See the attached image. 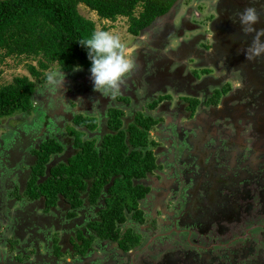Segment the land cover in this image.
<instances>
[{
    "label": "rangeland",
    "instance_id": "rangeland-1",
    "mask_svg": "<svg viewBox=\"0 0 264 264\" xmlns=\"http://www.w3.org/2000/svg\"><path fill=\"white\" fill-rule=\"evenodd\" d=\"M218 3L219 0H180L177 4V8L178 6H180L179 9L177 10V8H174V10L167 15V18L169 20L165 21L166 25L169 24L168 28L172 32L170 34H173V32L176 31L175 34L170 35L169 38L161 40L160 42H156L157 38L153 36L148 46L152 50L149 56H153L154 54L159 53L158 50L161 47L164 51L170 48L175 49L182 42L185 46L189 45L190 47H192V49H184V51H193L194 49L195 52L199 53L198 50H208V53L210 55V53H213L212 46L214 45V43L216 44L215 40L217 39L214 37V31L217 35L222 33V26L220 27V29H218L219 24H221L222 22L224 31L229 30L228 33H226V37L227 39H229V42L226 44V52L228 54L227 64L229 66L233 63L236 67L238 61L246 59L245 53L251 46L253 38L255 36L253 33L244 32L242 28L243 25L240 23L238 14L242 13L248 7H253L257 10V7L260 4L256 3L255 0H236L232 3V5H230V0H228V4L224 1L226 8L228 9L225 10L223 6H219ZM220 7L222 9L219 11ZM140 11L141 8L140 6H138L135 10V14L139 15ZM262 11H264V9L259 8L258 14ZM79 12L85 18L95 22L97 31H107L112 35L119 36L121 42L126 46H140L143 43L146 44V41L149 40L148 33H142V35L139 37L130 34L128 31L129 22L126 17L119 16L117 20L113 22L110 20H104L101 19L96 14V12L91 11L85 5L79 6ZM235 17H237L238 23L234 22ZM235 27L236 29H232ZM253 27L256 30L264 29V19L262 16L259 15V22L253 25ZM154 30L155 27L149 31ZM231 32L233 34H231ZM238 32L242 34L239 35L237 34ZM234 35L236 36L235 42H231ZM262 42H264V40ZM179 49L180 51L182 50V48ZM138 52L140 51H136L135 58ZM177 55H179L178 52ZM209 55L208 59L204 60V62L203 60L196 62L198 59L194 58L188 59V68L184 70V74H187L189 72L190 74L195 75V72L198 73V77L200 78L198 79V83L201 81L207 82V80H210L208 81V84H213L210 89L212 91L217 89L222 90L224 87L228 86L230 87L231 91H233L231 83L233 86L234 84L240 85L241 82L237 79H240L239 76L241 75H239V73L237 72L235 76L232 75L233 78L228 77V66L226 65L225 60L218 63L220 66V69H218V66L210 60ZM139 56L140 55L138 54V57ZM39 59H41V57H39ZM151 59H155V56H153ZM38 60L36 61L33 60V58L26 56L4 57V52L0 51V88L13 83L16 77L26 76L32 81H37V79H35L31 75L29 65H33L37 69H40ZM139 60H142V58L140 57ZM160 61L161 60L157 62ZM144 63L148 64L146 62ZM141 64L143 65V62H141ZM77 68L80 67H76L74 72L79 71ZM169 68V71H171L174 70L176 66H171ZM203 70L208 72H204ZM71 74H73V72H59L58 63H52L50 64L48 70L42 71L40 77L43 78L45 75H51L56 79H60V77H62L63 75L70 77ZM205 76H212V78L216 79H201V77L203 78ZM40 77L39 79H41ZM82 77L83 72H81L78 76H73V79H75V81H78V79H80L79 81H82L80 83V86L82 87L79 90L80 93H77L80 94V98L82 97L81 99L74 101L76 99L75 93L73 96H71V99H68L67 97L65 99V96L73 94V91L69 86L65 87V80H63V83L56 84H50L49 82L46 84L43 83L45 88L43 87V91L42 89L38 88L41 92L38 93V99H36L34 103L36 108H34L31 114L25 115L20 112H16L9 117L0 119V264H18L17 260H14V256L19 254H21L25 260H29L28 262H25L23 264H64L65 261H67L69 264H82L83 262L80 260H75L73 258L70 259V255H72L73 250L70 243H68L66 240L68 238H72L75 240L77 238L76 233L78 230L87 231L86 224L88 220L92 219V216L95 217L93 215V210L88 206L85 209H77L75 210L76 216L73 218H69L67 214L70 211V207H68V204H64L61 201V203H59L58 206L55 207V210L45 212L43 200L30 202L29 199L24 196L26 182L29 179V174L26 175L25 171L22 170L24 167H27L24 163L26 159L21 162L23 157H28V161L33 162V157L35 158V156L32 153L31 148L36 146V144L33 145L34 139L37 140L36 143L38 144V142L40 143L42 139H45V137L43 136L48 135V137L54 138L58 141L60 140L61 142H63L64 140L67 145L70 144V135L68 130L73 126L71 118V114L73 112L71 111L73 107V101L82 102L86 109V101H88L89 99H91L92 101L88 102L91 105H93V103H98L95 102L97 96L95 94L90 71H87V76L85 78ZM217 78L224 79H222V81H217ZM218 83L220 84L219 87L222 88H216L219 85ZM40 85L42 84H39L38 87ZM76 87L78 88V86ZM138 91L140 92V96L144 98H141L138 103H135V105H131V107L137 108L138 112H131L130 110L125 109L124 119H131L136 113L140 112L143 114H150L156 119L160 120L158 126L154 127L151 131L150 136L152 140L159 143L158 145H163L160 147H153V151L158 152L155 155L156 158H162L163 163L168 157L171 158L174 156V146L167 145L165 141H163L162 137L160 140L156 136V133L163 131L161 128V124H164L165 120L166 122L170 123V120L167 118V114H165L168 113V108L172 111L177 105L178 111L180 112V105L184 101H186L185 98L187 96H185L184 93H178V90V94H176L175 92L172 93V91L167 87L166 90L163 89L162 91L158 92L156 96L154 95L155 91H153L152 93L147 92L146 97L143 93V90ZM241 94V96L243 97L249 96L244 95L243 92ZM255 94V91H253V95ZM165 95L170 96V99L161 100L155 110H150L149 104L151 105L154 100H157L159 97H164ZM91 96H93L94 98H90ZM101 96H103L104 98L110 97V99L112 97L104 96L102 94ZM116 96L112 98L114 99ZM129 97L132 98V96ZM198 97H201V95H198ZM130 98L127 99L131 100ZM254 99L259 103L264 102V97L262 98L260 94L254 96ZM245 101L247 102V100ZM163 103H165V106L163 105ZM98 105H103V103H100ZM231 105H235V102L232 101ZM112 106L113 105L108 106V109ZM81 113L74 115L84 116V114H86ZM90 115L94 116L93 114ZM181 121L185 122L186 120L182 119ZM246 126H250L253 128L254 124L247 121ZM99 130L100 129L96 130L95 132H91V136L97 134ZM35 132L36 136L34 135ZM14 138L17 141L19 140V143L11 148L13 143L10 141ZM39 139H41V141H39ZM254 139L256 140V138ZM181 150H183V147ZM13 155H15L14 158L12 157ZM247 155L249 158H251V155ZM256 155L257 154H255V156ZM246 158V156H242L240 154L238 157V161L240 163H243L246 161ZM219 163H221V168L223 165V160L219 159ZM15 167L18 168L17 171L13 170ZM159 172L163 173V171ZM245 172L249 176V181H246L249 185L248 189H250L251 194H253L252 187H258L255 183L256 179L253 178V176L256 175V171L247 168ZM162 178L166 179L167 181H172L173 179L172 176L166 177L165 174L164 176H162ZM146 180H148L146 181V183L150 180L153 181L151 176ZM161 180L162 179L158 177L157 182L162 183ZM20 181L21 186L19 183ZM257 181L258 179L256 180V182ZM188 189L185 190L183 188L181 193L176 194L175 197L177 198L179 196L180 202H182V199L186 200L185 198L188 197L189 194ZM16 192L18 193V195H21L20 200L16 199ZM83 197H85V195ZM240 198L241 199L239 200V204H243L242 207L235 210H230L228 217H224L217 224H211V229H208L206 228V226L201 225V227L198 229V234L192 236L193 238L198 239L199 235H202L199 238L202 240L207 238L208 236V238L211 240V242H209L208 244V249L210 250L212 248H216L221 250L222 254L214 259V264H230L225 260V255H234L238 251H242L245 248V243H247L248 241H250V243L247 245V247L253 251L252 256H250L249 259L256 260L259 264L264 263V228H261L264 227V204L262 203L263 200L260 196V189L257 190V194L247 205H245V200L242 197ZM190 199L192 198L190 197ZM169 205L176 207L175 199H168L167 206L170 208ZM87 208L89 209L86 210ZM226 208H228V206ZM84 218L86 219L85 222L82 221V219ZM154 219L155 218H151L150 220H147L145 224L148 225L154 223L152 221ZM167 222L160 224L157 222V224L153 225V227L159 228L158 231H165V229L167 228ZM253 225H258L260 227L255 228L252 227ZM136 226H140V224H137ZM123 227L125 228V225H123L122 228ZM144 228L148 229L149 227L144 226ZM177 228L178 230L182 228L184 230L188 229L186 227V224H178ZM139 230H141V227H139ZM204 230L205 233H202ZM249 230H251L252 235L246 240H241L242 235H246ZM149 232L151 231L149 230L145 232L141 230V233L134 232V234L142 235V237L144 236V239L147 238L150 239V241L148 242V240H146L143 245L136 249L138 250L137 252L136 250H133L134 254L132 255V257H123L119 255L118 253H120L121 251L119 249L117 250V248L116 252L118 253H113V249H115L116 247L113 243L107 246H105L106 244L100 243L97 244L95 252L91 256V258L87 260L86 264H90L92 261H94L98 251H100L98 253V256L103 254L104 258L102 260L99 259L100 261L98 260L96 264H107L110 261L113 263L117 262V264H158L159 262L163 264L165 261V256L169 253H175L178 250L180 242L187 246L186 249L188 250V252H190L191 255L197 256V251L192 249V246L188 241L189 235L187 236L185 233L174 232L173 235L178 236V238L168 240L171 233L160 234L157 231L151 233ZM261 233H263V235H261ZM162 235L167 236L165 238H158ZM233 235H237V237L233 238ZM209 236L220 240L222 246H217L216 243L218 241L212 240ZM231 237L232 239L236 240L232 242ZM155 238L158 239L156 240L155 244L156 249L153 251V246H150L148 248V245L152 243ZM60 240H65L63 245H61L62 243L60 242ZM244 241L246 242L244 243ZM56 244H60L61 247L62 254H60L59 257H55L54 254V246ZM170 244L172 245V247ZM102 246H105L106 248H104L103 250L99 249L102 248ZM176 253H178V251ZM210 253L211 255H215L214 251H210ZM26 256H30V258ZM179 259L180 260L177 262V264H188L187 258L184 259V256H179ZM195 263L199 264V257L194 260L193 264ZM204 264H206V262ZM234 264H245V259L238 260Z\"/></svg>",
    "mask_w": 264,
    "mask_h": 264
},
{
    "label": "flooded vegetation",
    "instance_id": "flooded-vegetation-1",
    "mask_svg": "<svg viewBox=\"0 0 264 264\" xmlns=\"http://www.w3.org/2000/svg\"><path fill=\"white\" fill-rule=\"evenodd\" d=\"M224 1L228 4L227 0H219L218 5L223 6L225 10H228ZM255 2L260 4L257 7V12L259 11V8L264 9V0H255ZM221 9L222 8L220 7L219 11ZM259 15L264 19V11L259 13ZM167 20L169 19L166 15L161 18L158 23L156 22L157 24L154 23L152 28L155 27V30L149 31L152 29L151 28L146 32L149 35V40L146 41V44L143 43L142 45L135 47L136 51H140L137 53V56L135 58L137 67L126 78L125 83L121 86L120 93L114 99L112 97L111 99L110 97L104 98L103 96H101V93L95 91V94L97 96L95 102L98 103H93V105H91L90 103H88L92 102L91 99H89L88 101H86L87 109L84 107V104L82 102H74L78 99H81L82 97L80 98V94H77L80 92L79 88L76 87L80 86V79H78V81H75V79H73V76H78L82 72V70L75 72L73 71V74H71L70 77L64 76L66 84L65 87L69 86L73 91V94L65 96V99L66 97L68 99H71V96H73L75 93L76 99L73 101V107L71 110L73 111L71 114L72 124L73 119L75 118L74 114H79L81 112L86 113L81 114L87 116H92L90 114H93L94 116L92 117H96L99 120L98 129L100 130L97 134H95L99 137L103 133L105 126L106 114L104 110H106V113L108 111V109L104 108V105H98L100 103H110L113 106H119L121 109H123L124 112L125 109L130 110L131 112H138L137 108L131 107V105H135V103H138L141 98H144L140 96V92L138 90H143L145 97L147 92L152 93L153 91H155L154 95L156 96L158 92L162 91L163 89L166 90V87L169 88L172 93H184L185 96H189L190 98H197L200 101L193 115L191 114V112H189V104L187 101H184L180 105V112L178 111L177 105L172 111L168 108V113L165 114H167V118L170 120V123L166 122L165 120L164 124H161V128L163 131H160L159 133L157 132L156 136L160 140L162 137L163 141H165L167 145L174 146V156L171 158L168 157L163 162L164 165L162 163V158H157V168L154 169L152 173L148 174L147 177L143 180V182L150 188V192L148 193V195L140 201V209L143 212V222L141 224L139 222H134L131 218H129L128 221L123 224L125 225V228H122L123 225L121 226V232L123 234L127 229L133 228L134 232L138 233H141V230L145 232L149 230L151 232L157 231L160 234L171 233L168 240L178 238V236L173 235L174 232L185 233L187 236L189 235L188 241L192 246V249L197 251V256L191 255L190 252H188V250L186 249L187 246L180 242L177 250L179 254L176 253L177 251L175 252L176 256L175 253H169L165 256V261L163 264H177V262L180 260L179 256H184V259L187 258L188 264H193L194 260L197 257H199V264H204L205 262L206 264H214V259L222 254L221 250L216 248H212L210 250L208 249V244L209 242H211L208 236L203 240L199 239L202 235H199L198 239L192 237L193 235L198 234V229L201 227V225H204L206 226V228L211 229L210 225L213 223H219L224 217L227 218L230 210H235L243 206V204H239V200L241 199L240 197L245 200V205L249 204L253 197L257 194L258 189H260V196L263 200L262 203L264 204V102L259 103L254 99V96L258 94H260L262 98L264 97V54L251 60L242 59L241 61H238L236 67L232 62V65L230 64L228 66L226 44L229 42V39H227L226 33H228L229 30L224 31V26L221 22V24H219L218 26V29H220V27L222 26V33L217 35L213 30L214 37L217 39L215 40L216 44L214 43V45L212 46V54L210 53L209 55L208 50H198L199 53L195 52L194 49L193 51H184V49H192V47H190L189 45L185 46L182 42L175 49L170 48L164 51L161 47V50H158L159 53L153 55L155 56V59H151L153 56H149V54L152 52V50L148 46L153 36L157 38L156 42H160L161 40L169 38L170 35H173L176 32L175 31L173 32V34H170L172 32L168 28L169 24H165V21ZM234 22L238 23L237 17H235ZM232 29H236V27ZM231 34L233 33L231 32ZM237 34L240 35L242 33L238 32ZM253 34L256 35L255 32H253ZM235 38L236 36L234 35L231 42H235ZM263 40L264 37H261V41ZM179 48H182V50L180 51ZM177 52L179 53V55H177ZM138 54L140 55L139 57ZM208 55L210 56V60L218 66V69H220L218 63L225 60L226 65L228 66V77L233 78L232 75L235 76L237 72L239 73V75H241L239 76L240 79H237L241 82V84H234L233 86L231 83L233 91H231L230 89L227 94L221 96L220 100L216 104L211 102L216 90H210L213 86V84H208V81L210 80H207V82L201 81L198 83V79L200 78L195 73V75H192L189 72L187 74H184V70L188 68V59L194 58L198 59L196 62L202 60L204 62V60L208 59ZM140 57L142 58V60H139ZM159 60L161 61L157 62ZM141 62H143V65L141 64ZM144 62L148 64H145ZM171 66H176L177 69L175 68L174 70L169 71V67ZM201 79L216 78H212V76H205L203 78L201 77ZM222 79L224 78H217V81H222ZM219 86L220 84L216 88H222ZM177 90L179 91L178 93ZM253 91H255V95H253ZM242 92L244 93V95L249 96H241ZM38 93L34 96V103L35 100L38 99ZM198 95H201V97H198ZM123 96L125 98H130L129 96H132V98H130L131 100L126 102L124 99H122ZM90 98L94 97L91 96ZM245 100H247V102ZM232 101L235 102V105H231ZM163 105L165 106V103H163ZM134 116L131 119L124 120L130 121L134 118ZM182 119H185L186 121L182 122ZM247 121L253 123L254 127L252 128L250 126H246ZM252 134L254 137L252 136ZM34 135L36 136V132L34 133ZM43 137H45V139L49 138L48 135H45ZM254 138H256V140ZM45 139H42V141ZM36 141V139L33 140V145L36 144L35 147H38L39 142L37 144ZM39 141H41V139H39ZM10 142L13 143L11 147L13 148L19 143V140L17 141L14 138ZM61 143L64 144L65 150L67 151L64 150L65 153L63 152L60 155L53 156L51 160V164L53 165L66 160V155L68 152L67 144L64 142V140ZM160 146L163 145L161 144L157 147ZM182 147L183 150H181ZM154 153L156 155L158 152L155 151ZM240 154L248 158H246V161L243 163H240L238 161V157ZM247 154L251 155V158H249ZM255 154L257 155L255 156ZM14 156L15 155H13L12 157L14 158ZM24 159H26L24 163L27 167H24L22 170L25 171L26 175H30L36 158L33 157V162H30L28 161V157H23L21 162H23ZM219 159L223 160V165L221 168ZM247 168L255 170L256 175H254L253 178H255L256 180L258 179L257 182L255 180V183L259 188L252 187L253 194H251L250 189H248L249 185L246 182L249 181V176L245 172ZM13 170L17 171L18 168L15 167ZM159 171H163V173ZM164 174L166 177L172 176V181H167L166 179L162 178ZM150 176L153 181L150 180L146 183V181H148L146 179L150 178ZM158 177L162 179V183L157 182ZM19 183L21 186V181ZM183 188L185 190L189 188V194L188 197L185 198L186 200L182 199V202H180L179 196L176 198L175 195L180 194ZM190 197L192 199H190ZM170 198L175 199V208L172 205H169L170 208L167 206L168 199ZM61 201L64 204H67L65 203L63 198L60 199L59 203H61ZM103 204V199H101L98 203V206L89 205V203H86L84 205L83 209H85L87 206L90 207L93 210V215L95 216H92V219L88 220L86 224L87 231L80 230L86 237H89L93 234V231L88 228V223L91 220L97 219L99 217L97 215L98 210L104 206ZM227 206L228 208H226ZM68 207L70 206L68 205ZM88 209L89 208H87L86 210ZM52 210H55V208H52L50 211ZM151 218H155L154 220H152L154 223L146 225V221L150 220ZM85 220V218L82 219L83 222H85ZM157 222L159 224L167 222V228L165 229V231H158L159 228L153 227V225H156ZM137 224H140V226H136ZM178 224H186V227L188 229L184 230L182 228L178 230ZM144 226H147L149 228H144ZM139 227H141V230H139ZM252 227L257 228L260 226L253 225ZM202 233H205V230ZM167 235H162L158 238H165ZM251 235L252 232L251 230H249L246 235H242L241 240H246ZM261 235H263V233H261ZM139 236L142 237V235ZM209 237L212 240L218 241L216 243L217 246H222L220 240L212 238L211 236ZM232 237H237V235H233ZM158 238H155V240H153L152 243L148 245V248L150 246H153L152 250L154 251L156 249L155 244ZM146 240H148V242L150 241V239H144L143 236L142 238H140V242L136 247L129 250L128 252H124L118 247L117 243L111 241H102L96 238L92 244V248L88 250L86 255H82L77 253L76 251H72L70 259L73 258L75 260H80L83 261L82 264H84V262L86 264L87 260L91 258V256L95 252L97 244L100 243L106 244L105 246L113 243L116 246H113L115 247V249H113V253L116 252L117 248V250L119 249L121 251V254L116 252L119 255L123 257H132V255L134 254L133 250L138 249ZM235 240L236 239H232V242ZM245 242L246 241H244V243ZM249 243L250 241L245 243V248L242 251H238L234 255L226 254L225 260L230 264H234L236 263V261L242 259H245V264H259L256 260L249 259V257L252 256L253 252L250 248L247 247ZM105 246H102V248L99 249L103 250L104 248H106ZM137 251L138 250H136V252ZM210 251H214L215 255H211ZM99 252L100 251L97 252V256L90 264H96L99 259L102 260L104 258L103 254L98 256ZM110 263L117 264V262L113 263L111 261L107 264ZM64 264L69 263L65 261ZM158 264H161V262H159Z\"/></svg>",
    "mask_w": 264,
    "mask_h": 264
},
{
    "label": "trees",
    "instance_id": "trees-1",
    "mask_svg": "<svg viewBox=\"0 0 264 264\" xmlns=\"http://www.w3.org/2000/svg\"><path fill=\"white\" fill-rule=\"evenodd\" d=\"M179 1L0 0V51L4 52V57L26 56L36 61L41 57L38 60L40 69L29 65L30 73L37 81L26 76L16 77L13 83L0 88V119L16 112L32 113L34 96L41 92L38 88L43 91V83H48L49 75L40 76L52 63H58L59 72L63 73H71L79 66L81 69H77L82 70V78L87 76L91 62L87 49L78 42L82 38H90L97 29L94 21L81 15L80 5H85L104 20L113 22L119 16L126 17L129 33L139 37L177 8ZM235 1L230 0V5ZM138 6L141 11L136 15ZM39 84H42L41 87H38ZM229 90V86L217 89L211 102L218 103ZM122 99L129 101L124 96ZM165 99H170V96L154 101L149 105L150 110H155ZM185 100L193 115L200 101L190 97ZM103 105L105 109L111 106L110 103ZM104 112L105 126L100 137L90 134L98 130L99 120L96 117L75 116L73 126L68 130L70 144L67 145L69 149L65 161L51 164L53 156L65 150L64 144L54 138L49 137L38 147L31 148L36 160L24 192L30 202L43 200L45 212L57 207L63 198L70 206L69 218L75 217V210L82 209L86 203L98 206L103 199L104 206L97 214L99 217L88 223L93 234L86 237L78 230L77 239L66 240L73 251L82 255L92 248L96 238L115 242L124 252L139 244L141 237L134 234L133 228L122 234L121 226L129 218L142 224L140 201L150 192L143 180L157 168L153 147L158 144L150 135L160 120L139 112L132 120L125 121L124 111L119 106H112L107 113L106 110ZM15 196L21 199L17 192ZM60 242L63 245L65 240ZM54 254L55 257L62 254L60 244L54 246ZM14 260L18 264L29 261L21 254L14 256Z\"/></svg>",
    "mask_w": 264,
    "mask_h": 264
},
{
    "label": "clouds",
    "instance_id": "clouds-1",
    "mask_svg": "<svg viewBox=\"0 0 264 264\" xmlns=\"http://www.w3.org/2000/svg\"><path fill=\"white\" fill-rule=\"evenodd\" d=\"M240 23L244 26L245 33H253L251 46L245 53L246 59H253L264 54V29L256 30L253 25L259 22V14L253 7L246 8L239 13ZM87 49L88 58L91 62V79L94 90L104 96H116L121 91V86L126 78L137 67L133 46H126L119 36L112 35L107 31H96L90 38H82L78 42ZM50 84L63 83L64 75L60 79L48 76Z\"/></svg>",
    "mask_w": 264,
    "mask_h": 264
},
{
    "label": "crops",
    "instance_id": "crops-1",
    "mask_svg": "<svg viewBox=\"0 0 264 264\" xmlns=\"http://www.w3.org/2000/svg\"><path fill=\"white\" fill-rule=\"evenodd\" d=\"M78 88H79V90L81 89V87H80V86H79Z\"/></svg>",
    "mask_w": 264,
    "mask_h": 264
}]
</instances>
